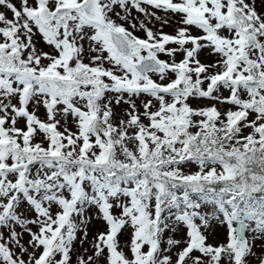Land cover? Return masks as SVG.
Returning <instances> with one entry per match:
<instances>
[{
  "label": "snow or ice",
  "instance_id": "snow-or-ice-1",
  "mask_svg": "<svg viewBox=\"0 0 264 264\" xmlns=\"http://www.w3.org/2000/svg\"><path fill=\"white\" fill-rule=\"evenodd\" d=\"M0 264H264V0H0Z\"/></svg>",
  "mask_w": 264,
  "mask_h": 264
}]
</instances>
